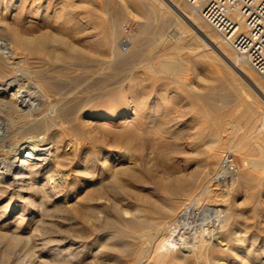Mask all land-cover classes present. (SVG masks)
Masks as SVG:
<instances>
[{
	"label": "bare ground",
	"instance_id": "obj_1",
	"mask_svg": "<svg viewBox=\"0 0 264 264\" xmlns=\"http://www.w3.org/2000/svg\"><path fill=\"white\" fill-rule=\"evenodd\" d=\"M51 2L0 0V264H264V223L249 221L240 208L227 207V197L222 202H199V171L190 177L160 181L152 176L151 168L133 164L126 149L106 147L101 141L100 149V144L94 146L90 141L91 145L82 148L86 142L69 138L73 150L68 152L64 147L67 131L85 136V129L82 132L76 126L79 116L73 110L78 96L53 98L60 81L69 82L74 77L69 74L72 69L82 68L85 73L84 66L90 61L100 66L93 75L122 65L127 80L135 73L141 83L169 77L190 88L188 75L193 63L203 58L214 60L224 66L228 78L223 85L234 94L233 98L228 95L229 100L223 94L216 98L212 91L201 95L196 86V90L190 88L207 104L199 107L193 103L197 112L211 120V126L206 127L205 153L214 160L228 144L248 166L242 182H264V84L244 56L228 50L233 23L244 22L239 0H100L103 12L111 16L103 21L111 23L107 30L98 28L93 45L87 32L72 23V0L63 1V29L46 25L38 32L27 30L28 14H39ZM141 9L146 13L143 21H137L139 31L125 42L131 47L120 49L123 19L130 11ZM98 20L94 21L96 27L101 26ZM108 47L114 54L109 58ZM151 86L147 83L146 88ZM105 87H93L98 91L96 100L116 91L107 93ZM89 98L93 100L91 95ZM87 104L82 102L83 109L77 110L80 115ZM32 110L40 116L25 122L20 115ZM125 111L129 109L122 105L91 114L114 120ZM120 122L125 125L130 116ZM22 126H26L25 133L19 132ZM121 129L115 140L139 151L140 127ZM70 163L75 166L74 177L63 169ZM146 184H152L156 194L145 193L140 186ZM126 199L136 203L135 211L126 205ZM50 205L70 210L82 221L83 227L73 229L80 233L78 237L75 234L76 239L45 234L47 215L43 214L51 211ZM114 251L117 256L113 259Z\"/></svg>",
	"mask_w": 264,
	"mask_h": 264
},
{
	"label": "rangeland",
	"instance_id": "obj_2",
	"mask_svg": "<svg viewBox=\"0 0 264 264\" xmlns=\"http://www.w3.org/2000/svg\"><path fill=\"white\" fill-rule=\"evenodd\" d=\"M51 1L52 2L49 4V6L47 5V7L42 9L43 11H39V14L38 12L37 14L34 13L35 15L33 13V15L28 14V18L25 19V24L28 31L38 32V28H42V26L46 25H49L52 29H63L64 19L66 18V16H64L65 13L63 12L64 0ZM72 2H74L75 6L73 12L75 20L72 21V23H74V26H79L80 29H84V31L87 32L86 36L89 42L91 41V45H93L97 39L96 32L100 28L107 30L109 24L111 23V21H103V19H109L111 16L108 13L105 14L103 12L100 0H72ZM119 2H122V0H119ZM182 4H184V2H182ZM137 12L135 10L130 11L125 20L123 19L122 28L119 30V34L121 37L118 41V45L120 49H126L127 47V49H129L131 45L126 44L125 42H129L131 34L139 31L137 23L139 21H143V17L145 16L143 14L146 12L142 9ZM95 20H98V24L101 23L99 24L101 25L100 27L95 26L97 25L96 22L94 23ZM103 35L104 37H106V32ZM232 48L233 46L231 45V47H228V50L233 53V55H236L237 52L234 50V48ZM113 55V51L108 47L106 51L107 58L112 57ZM86 65L84 66V68L87 69L86 72L84 71L85 73L82 72V68H78V70L72 69L71 72L69 71V74H72L70 76L74 75V77H71V80L69 82L68 80L62 81L64 83L60 81L61 87L60 85L58 86L57 92L53 97H56V100H61L63 98L73 99L78 96L74 103V108L75 106L77 108L73 110L75 113L77 112L78 115L76 114V116H79L76 120V122L78 121V123H76V126L79 125L78 127H80L82 132H84L83 129H85V136H80L81 134L77 133L75 130H70L67 131L65 135V138L67 140L69 138H77V141L79 140L82 142H86L85 144L80 145V147L82 148L88 144L91 145L92 143V145L94 146H96V144H100L97 146L99 149L102 148L104 144V146L106 147L111 146L112 148L119 147V149H126L127 152H130L131 157L133 158L131 159L133 164H135L137 167L151 168L152 176L154 174V177L160 181L166 180L168 178L190 177L193 175L195 170H197L199 172H197L196 174V191L198 193L197 196L199 202V199H201V201L203 200V202H205L204 200H206V202H222L223 200H225V197H227V201L225 200L226 206L228 205L227 207H229L230 205L231 207L229 208H240L243 214H245L244 216L249 219V221H259L264 223V182H258L257 180H255L251 185H248V183L246 182H242L243 171H247L248 166H246L243 158L240 155L234 153L233 149H231L230 145L228 144H226L227 146L225 145L226 147H223L220 155H217V158H213L214 160H211L212 158L209 159V157L205 153L208 145L205 140V138L208 136V130H206V127L208 128L209 126H211V120L207 115L202 116V112H197V109L195 108L193 103H195L196 106L199 107H204L207 104L206 102H204L203 98H200L201 96L194 95L192 93V90H196L197 87V91L201 95L208 94L212 91L213 97L217 98L218 96H221L223 94V96H225L229 100L230 98H233L232 93L234 92V90L231 88H225L223 85L226 82L228 76L227 78L225 77L227 74L225 73V68L221 63L214 60H212L211 62L210 59L206 58L197 60V62L193 63V69L188 75L191 83H193H190L189 85L192 90L186 85L175 80L174 78L169 77L166 79H161L159 81H154L153 79H151V82L149 79H147L148 81L145 80V83H141L137 79V73H135L133 77H130L127 80V73L123 72L124 68L122 67V65H115V68H111L108 70L106 69V71H104L102 75L101 73H95V75H93V72H95L100 67L97 62L95 64L94 61H90ZM249 68L258 78L262 79V83L264 84V77L261 76L254 68L250 66ZM138 72L141 73L142 76H144L142 70L139 69ZM84 75H86L87 78ZM98 82H101V85L106 86L105 91L107 93L111 89H116V91H113L110 94L108 93L107 95H105L106 97H103V99L99 98L100 100H98L97 98L96 100L95 98L98 91L95 88H100V84H98ZM147 83H151L152 86L146 88ZM63 84H65V87H63ZM246 87L253 94L255 93L250 86L246 85ZM63 88H65L66 90ZM87 90L90 91L89 96L91 95V98L93 97V100L89 98ZM228 95L231 97L229 98ZM116 100L120 102L117 103ZM82 102L88 103V108H84L86 109L85 112L81 111L83 109V107L81 106ZM119 103H123V107L125 106V108L129 109V111L120 113L119 116L114 120L108 118H94L91 114L92 112L97 111L101 108L110 112L116 107L120 108V106L122 105ZM77 104L80 105L77 106ZM79 109H81L79 112H82L83 116L80 115L81 113H78L77 110ZM30 112H28V114L25 113L27 114V117L25 114L20 115L21 118L25 120V122L32 121L36 117L40 116L36 110H32L31 114ZM33 112L36 113L34 114ZM211 113L213 115H218L217 112L211 111ZM128 116H130V122L126 123L125 125L122 124L120 121ZM28 117L30 119H28ZM195 117L197 119H194ZM138 120H141L142 125L139 124ZM130 123L134 125L131 124V126ZM30 125L31 124L29 123L26 124L27 127L29 126L28 130L30 128ZM26 126H22L24 127V129H22V127L21 129L18 128L19 132L25 133ZM134 126L136 128L140 127L139 136H141L138 139H140L139 142L141 143V151H135L133 148L124 147L123 143H119V141L115 140V134H118L117 132L121 131V128L130 129ZM199 131H201L200 135ZM86 133L88 134V139ZM198 135L200 136L199 138ZM80 137L83 138V140ZM91 139L94 140L95 143L92 142ZM68 142L69 140L64 147H66L65 149L69 148L67 149V151L71 152L73 150V145L72 143ZM227 150H231L234 153L235 164L238 168V171L231 177L221 179L217 177V174L219 171L222 155ZM0 153H2V151H0ZM72 159L73 161H75L76 158H74V155ZM64 166L65 167H63V169L65 170L66 168L65 172L71 173L70 176L74 177L75 174L73 175V169H75V166H73V164L71 165V163ZM55 177L57 178V175H55L54 178ZM40 180L41 179H39V181ZM40 182H42V180ZM140 187L144 188L145 191L147 190L145 193L149 192L150 194L152 192L156 194L154 189L152 188V184L141 185ZM5 199H9V196H7ZM75 201L76 199L72 198L70 202L74 203ZM126 201V205H130V209L135 211L134 208L136 206V203H131L130 199H126ZM31 207L32 205L29 206L26 211L27 213H29L28 215L31 214ZM52 207L53 205L51 206V208ZM38 208V212L40 213V215H42L41 207ZM70 212V210H67L65 208L61 210L60 207H53L49 213L43 214L47 215L45 217L43 216L45 221L47 222L46 227H44V229L46 230L45 234H47L48 236L52 234V237L57 239H76L75 234H77L78 237L80 233L78 230L76 232H73V229L76 230L77 228H81V226L83 227L84 224L79 219L74 218L73 212ZM109 212L110 214H113V208H111ZM227 215L229 217L231 215L230 212L226 214V216ZM115 255L117 256L116 251H114L113 256ZM116 256L113 257V259L116 258ZM1 257L2 256L0 252V261ZM86 259L87 261L90 260L88 259V257Z\"/></svg>",
	"mask_w": 264,
	"mask_h": 264
},
{
	"label": "built area",
	"instance_id": "obj_3",
	"mask_svg": "<svg viewBox=\"0 0 264 264\" xmlns=\"http://www.w3.org/2000/svg\"><path fill=\"white\" fill-rule=\"evenodd\" d=\"M239 3L244 22L243 25L233 23L234 36L231 44L234 50L244 56L251 67L264 77V0H239ZM237 171L234 153L231 150L225 151L217 177L225 179Z\"/></svg>",
	"mask_w": 264,
	"mask_h": 264
}]
</instances>
